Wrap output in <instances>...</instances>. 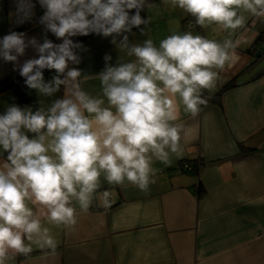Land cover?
Instances as JSON below:
<instances>
[{"label": "clouds", "instance_id": "9594fccd", "mask_svg": "<svg viewBox=\"0 0 264 264\" xmlns=\"http://www.w3.org/2000/svg\"><path fill=\"white\" fill-rule=\"evenodd\" d=\"M163 2L190 14L200 27L218 24L235 31L244 25L245 13L264 18V0ZM39 3L45 9L39 21L43 42L12 31L0 38V57L17 61L33 47L38 58L20 67L24 84L41 97L63 86L64 95L35 111L10 104L0 114V153H7L0 162V264L12 253L30 254L33 245L54 254L57 241L43 221L74 229V202L87 211L102 175L109 184L127 181L147 191L155 183L153 160L167 162L181 150L179 105L196 116L207 103L203 90L214 86L216 70L230 62L237 47L231 38L221 42L192 31L168 35L158 46L151 38L131 43L134 29L147 37L150 17L141 16L146 0ZM34 7L32 0H17L21 23L31 18ZM49 31L62 42L48 39ZM90 33L111 36L134 57H119L113 64L105 56V67L96 73L101 96L86 92L84 72L70 67L81 63L77 50L84 49L72 37ZM45 70L56 75L46 81Z\"/></svg>", "mask_w": 264, "mask_h": 264}, {"label": "crops", "instance_id": "0c3cea01", "mask_svg": "<svg viewBox=\"0 0 264 264\" xmlns=\"http://www.w3.org/2000/svg\"><path fill=\"white\" fill-rule=\"evenodd\" d=\"M32 2L33 15L21 23L17 0H0V38L17 31L43 42L45 29L39 21L45 9L39 0ZM244 15V25L235 31L218 24L189 29L184 20L195 19L184 10L146 0L147 37L134 29L131 43L151 38L158 46L168 35L185 31L237 42L230 62L216 70L214 86L203 90L209 97L221 90L218 101L208 100L196 116L179 105L181 150L167 162L153 160L155 183L147 191L127 181L109 184L102 175L87 211L74 202V229L43 221L57 241L54 254L33 245L30 254L12 253L6 264H264V64L257 65L255 55L260 47L264 54L263 39L257 41L264 18ZM46 35L62 42L50 31ZM112 39L95 33L85 37L78 42L84 46L77 50L81 63L70 65L84 72L82 88L93 96L102 95L96 73L105 67L106 55L113 64L119 57L134 59ZM38 55L29 46L17 61L0 57V79ZM54 75L55 70L44 72L46 81ZM63 95V86L50 97L26 86V99L18 102L8 88L0 92V114L10 104L35 111ZM183 163L190 169L184 170Z\"/></svg>", "mask_w": 264, "mask_h": 264}, {"label": "trees", "instance_id": "16d2710c", "mask_svg": "<svg viewBox=\"0 0 264 264\" xmlns=\"http://www.w3.org/2000/svg\"><path fill=\"white\" fill-rule=\"evenodd\" d=\"M134 12H135V10H131V14H134ZM141 16L145 18V8L141 11ZM189 16H191V15L189 14ZM188 20H192V18L191 19L188 18V19L184 20V25L186 24V22ZM194 28H196V24H195ZM90 34H92V33H90ZM90 34L79 35L76 38H74L73 41L74 42H80L85 37L89 36ZM262 39L264 41V32H260L257 36V41H260V40L262 41ZM253 47L254 46H252L251 48H253ZM36 58H38V57H36ZM20 67L11 71L10 73H8L7 75H5L3 78L0 79V92L5 90V89L11 88L14 92L15 100L18 102H23L26 99V86L24 84V78L20 75ZM220 94H221V90L217 94H215L213 97H209L204 92L202 93V95L206 99V101H208V100L209 101L210 100L211 101H218ZM242 149H243V147H242ZM6 155H7V153L4 154L5 158H6ZM185 165H186V163L182 164V168L184 170H186Z\"/></svg>", "mask_w": 264, "mask_h": 264}, {"label": "rangeland", "instance_id": "374dc122", "mask_svg": "<svg viewBox=\"0 0 264 264\" xmlns=\"http://www.w3.org/2000/svg\"><path fill=\"white\" fill-rule=\"evenodd\" d=\"M185 27H187L186 26V24H185ZM190 29V28H189ZM257 50V49H256ZM256 59H257V65H260V64H264V54H262L261 56H258V57H256ZM181 166H182V164H181ZM186 167V170H188V169H190V165L188 164V163H186V165H185Z\"/></svg>", "mask_w": 264, "mask_h": 264}, {"label": "built area", "instance_id": "2783aa9c", "mask_svg": "<svg viewBox=\"0 0 264 264\" xmlns=\"http://www.w3.org/2000/svg\"><path fill=\"white\" fill-rule=\"evenodd\" d=\"M186 26L188 27V28H194L195 27V23H194V21H192V20H188L187 22H186ZM186 167V166H185Z\"/></svg>", "mask_w": 264, "mask_h": 264}, {"label": "water", "instance_id": "95a60500", "mask_svg": "<svg viewBox=\"0 0 264 264\" xmlns=\"http://www.w3.org/2000/svg\"><path fill=\"white\" fill-rule=\"evenodd\" d=\"M262 52V47L259 48V50L256 51L255 55L256 57L260 56Z\"/></svg>", "mask_w": 264, "mask_h": 264}]
</instances>
